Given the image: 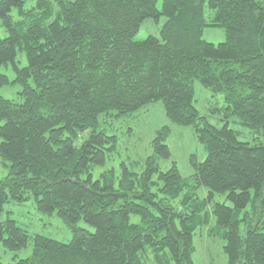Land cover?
Segmentation results:
<instances>
[{
	"label": "trees",
	"instance_id": "16d2710c",
	"mask_svg": "<svg viewBox=\"0 0 264 264\" xmlns=\"http://www.w3.org/2000/svg\"><path fill=\"white\" fill-rule=\"evenodd\" d=\"M26 1L0 0L7 34L0 68L12 67L22 99L0 97V160L8 169L0 211L31 195L38 212L56 213L71 240L34 235L31 255L14 264H194L193 234L208 223L215 195L230 205L213 203L208 235L224 240L227 264H264V142L240 140L227 122L215 126L193 106L198 80L222 96L226 116L264 136V0H53L55 14L50 0L24 10ZM160 16V38L137 41L141 23ZM205 27L224 29V42L203 41ZM18 52L25 67L16 64ZM6 84L0 74V88ZM158 101L170 122L191 127L204 161L192 155L188 177L175 165L160 171L156 157L170 155L163 127L140 174L122 166L119 177L107 171L94 179L116 143L100 122ZM201 187L204 199L196 195ZM29 239L14 221L0 222L7 251Z\"/></svg>",
	"mask_w": 264,
	"mask_h": 264
},
{
	"label": "rangeland",
	"instance_id": "374dc122",
	"mask_svg": "<svg viewBox=\"0 0 264 264\" xmlns=\"http://www.w3.org/2000/svg\"><path fill=\"white\" fill-rule=\"evenodd\" d=\"M53 12L56 13L58 6L53 0ZM74 1V0H66ZM35 6V0H27L23 9L29 10ZM160 8V1L157 4ZM12 19L17 21L19 16L16 9H12L10 13ZM204 15L209 19L211 13L207 3L204 5ZM54 18V16H53ZM165 23V18L160 16L159 19H145L141 25L135 39L142 41L148 36L160 38V31ZM7 37V34L0 20V39ZM224 29L220 27H205L202 32V40L213 45L224 42ZM26 57L23 52H18L16 64L18 68L26 66ZM0 74L8 79V84L0 88V97L12 101L16 104L22 103L19 96L21 90L20 85L14 82L15 73L10 65L0 68ZM194 102L193 106L199 115L205 117L207 121L215 126H221L227 122L228 126L234 130L239 139L248 141L252 144L263 143L264 136H257L251 131L241 126L236 117L226 116L223 111L222 96L212 97L211 92L204 88L198 80L193 82ZM3 121H0V125ZM167 127L169 134L165 139V145L168 147L170 155L167 158L156 157L160 171H166L173 165L177 168L182 177H188L192 173L189 163L190 157L194 155L198 162L204 161L206 153L204 147L197 140L190 126L176 125L169 121L166 117L162 103L160 101L151 103L144 108L130 114L117 118H111L107 122H100L98 129L102 130L108 136H115L116 143L114 149L107 154L104 164L94 167L92 174L94 179H100L101 174L112 171L115 176L119 177L122 166L127 167L130 171L140 174L148 157L154 156L152 141L156 136V132ZM256 138V140H254ZM8 175V169L0 160V180ZM153 181H157V174L152 177ZM196 195L199 199L207 196V190L204 187L197 189ZM214 202H225L224 196L215 195L213 200L207 205V214L209 215L208 223L198 227L193 234L194 252L192 261L194 264H227V257L224 253V240L219 237H211L208 231L215 224V219L211 214V207ZM250 204L247 206V210ZM10 219L16 225L24 229L30 236L26 248L18 252L12 253L4 249L0 243V264H14L15 260L25 259L32 252V236L40 235L62 243H68L71 240V232L57 217L56 213L45 215L37 211L34 198H29L21 203H15L11 199L4 204L0 211V222ZM137 215L130 216L131 223H138ZM79 227L94 232L91 226L86 225L83 221H79ZM15 258V259H14Z\"/></svg>",
	"mask_w": 264,
	"mask_h": 264
}]
</instances>
